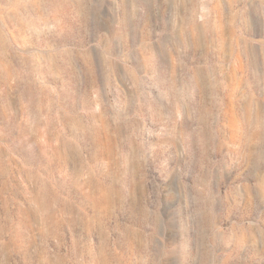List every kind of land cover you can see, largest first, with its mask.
Returning <instances> with one entry per match:
<instances>
[{
    "label": "rangeland",
    "instance_id": "374dc122",
    "mask_svg": "<svg viewBox=\"0 0 264 264\" xmlns=\"http://www.w3.org/2000/svg\"><path fill=\"white\" fill-rule=\"evenodd\" d=\"M0 264H264V0H0Z\"/></svg>",
    "mask_w": 264,
    "mask_h": 264
},
{
    "label": "bare ground",
    "instance_id": "6f19581e",
    "mask_svg": "<svg viewBox=\"0 0 264 264\" xmlns=\"http://www.w3.org/2000/svg\"><path fill=\"white\" fill-rule=\"evenodd\" d=\"M8 76H9V75H8ZM4 78H5V77H4ZM4 78H3V79H4ZM8 78H9V77H8ZM5 79L7 80V77H6ZM5 79H4V80H5ZM3 83H4V82H3Z\"/></svg>",
    "mask_w": 264,
    "mask_h": 264
}]
</instances>
